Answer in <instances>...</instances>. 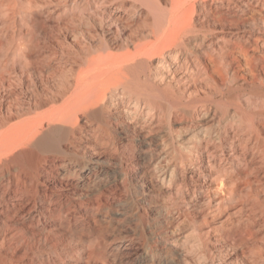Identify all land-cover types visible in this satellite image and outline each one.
I'll use <instances>...</instances> for the list:
<instances>
[{
	"label": "bare ground",
	"instance_id": "6f19581e",
	"mask_svg": "<svg viewBox=\"0 0 264 264\" xmlns=\"http://www.w3.org/2000/svg\"><path fill=\"white\" fill-rule=\"evenodd\" d=\"M140 1L147 10L125 0H0V90L11 97L0 103V127H10L1 135L0 161L22 143L32 147L10 156L23 157L15 166L0 165V264H14L24 246L41 248L36 245L42 238L51 242L57 232L83 236L86 225L102 237L88 244L87 256L105 258L111 244L97 224L98 209L118 213L123 201L115 195L124 185L135 189V197L125 201L135 209L136 225L153 234L149 264H264V248L256 245L262 237L257 232L264 233V95L232 93L247 79L239 80L233 50L240 42L264 37V0H170L167 9L153 0ZM90 5H97V23L74 28L62 22L64 13L75 20L74 11L82 13ZM256 7L262 16L254 11L243 17ZM129 8L141 23H117ZM51 18L58 22L54 36L47 35L45 25ZM68 38L76 48L64 46ZM50 60L60 64L57 74L50 73ZM209 62L217 72L210 73ZM263 69L255 68L256 81L264 80ZM15 78L23 88L22 102L14 98ZM90 114L100 121L97 127L90 124V133L74 126ZM43 121L48 127L37 134ZM54 129H60L58 136ZM83 136L87 159L43 171V153H65L66 142L81 145ZM127 141L131 159L125 157ZM106 160L117 165L111 182L100 179ZM135 165L137 174L129 183L127 171ZM26 166L39 184L25 186ZM147 176L170 203L157 219L145 212ZM32 191L48 206H37ZM78 220L84 226L78 228ZM238 231L244 237L235 238ZM223 254L229 257L222 259Z\"/></svg>",
	"mask_w": 264,
	"mask_h": 264
},
{
	"label": "rangeland",
	"instance_id": "374dc122",
	"mask_svg": "<svg viewBox=\"0 0 264 264\" xmlns=\"http://www.w3.org/2000/svg\"><path fill=\"white\" fill-rule=\"evenodd\" d=\"M131 0H125V2L126 3H128V4H134L138 9H140L141 11H143V10H147V8L141 3V1L140 0H132L131 2H130ZM153 1H155V2H158L162 7H165L166 9L167 8H169L170 7V0H168V3L167 2H165V0L163 1V0H153ZM167 1V0H166ZM209 1H211V0H209ZM163 2H165V3H163ZM191 2H193V0L191 1ZM163 4V5H162ZM140 5V6H139ZM93 6V7H92ZM82 8H84L85 7V5H83V6H81ZM114 7V5L113 6H111V7H108L109 8V12L110 13H112L113 12V8ZM140 7V8H139ZM81 8V9H82ZM89 8V9H88ZM94 8V9H93ZM95 8H97V5L95 6V5H90L89 7H87V9H85L81 14L79 13V11H77V10H75L74 11V16H75V20H71L70 19V15H69V12H66V14L64 13V15H62V22L64 23H69V24H72V27H74V28H78V27H82V25L83 26H85V25H87V23L88 24H90V23H93L94 24V20H96V22L95 23H97V21L99 20L98 18H97V16L99 17V15H98V13H96V11H95ZM259 9V10H258ZM132 8H129L125 13H123V15H119V20H118V22L117 23H120V24H122V25H125V23L127 22V21H133L132 22V24L133 23H141L142 21H140V19H139V17H137L136 16V14H135V16L136 17H132V16H134L133 15V12H132ZM252 10H253V12H252ZM252 10H248V12H246L244 15H243V17H246V18H248V17H250L251 15L253 16V15H258V16H262L263 15V13H262V10L260 9V8H258V7H256L255 9H252ZM131 11V12H130ZM254 11H256L257 13L255 14V12ZM122 12H124V9H123V11ZM130 12V13H129ZM79 13V14H78ZM85 13H87L86 15H85ZM252 13V14H251ZM248 14V15H247ZM78 15H79V17H78ZM88 15H89V17H88ZM93 15V16H92ZM97 15V16H96ZM130 15V16H129ZM195 15H197V13L195 14ZM84 16V17H83ZM69 17V18H68ZM83 17V18H82ZM93 17V18H92ZM127 17H129V18H127ZM196 18V20H198L197 19V16H195ZM92 18V19H91ZM66 21H65V20ZM82 19V20H81ZM90 19V20H89ZM122 21H121V20ZM124 19H127V20H125L124 21ZM130 19V20H129ZM132 19V20H131ZM64 20V21H63ZM81 20V21H80ZM195 20V21H196ZM89 21H91V22H89ZM120 21V22H119ZM50 22V23H49ZM54 22H56V23H54ZM83 24H82V23ZM30 24V23H29ZM57 24H58V22H57V20L56 19H53V18H51V20L50 19H45V25L46 26H49L48 27V34L47 35H52V36H54V35H56L57 33H55V30L53 29V28H55V26H57ZM85 24V25H84ZM54 25V26H53ZM51 26V27H50ZM50 28V29H49ZM24 30H25V28H24ZM54 31V32H53ZM128 31L129 30H124L123 32H125V34H127L128 33ZM41 34L39 33V36H40ZM9 37V38H5V37ZM11 37V34H10V31L8 32V34L7 35H5L4 37H3V42L5 43V45H7L8 43H9V41H10V38ZM256 37V36H255ZM254 37V40L255 39H257V37L255 38ZM40 39H43V36L41 35L40 37H39ZM7 41V42H6ZM252 41V42H251ZM247 40V41H244V43H242V42H240V43H238L237 45H236V47H235V49L233 50L234 51V53L232 54V57L233 58H236L237 59V64H236V66H235V68H236V72L237 71H239V72H237V74H238V77H239V75H240V77H239V80L241 81L242 79L244 80V79H246V82H243L242 81V83L240 84L239 83V85L238 86H235V88H234V90H233V95H238V96H245V97H248V95L249 96H253V98L255 99V98H257L258 96H263L264 95V80L263 79H258L257 81H256V78H255V74H254V70H255V68L258 70H260V71H262V69L264 68V37H259L257 40H255V42L253 41V40ZM46 42H48V39H46ZM249 44H248V43ZM257 42V43H256ZM69 43V44H68ZM70 43L72 44V42H70V39L68 38V40L67 41H65L64 42V46H66V47H72V45H70ZM48 44H50L49 42H48ZM240 44V45H239ZM241 44H242V47H240L241 46ZM4 45V46H5ZM249 45H251V46H249ZM74 46V45H73ZM247 46H249V47H247ZM6 47V46H5ZM77 47V44L73 47V48H76ZM234 55V56H233ZM257 57V58H255V57ZM259 58V59H258ZM252 59H254V61L252 60ZM256 59H258V60H256ZM0 60H2V58H0ZM46 61H48V60H46ZM52 60H50L49 61V64H51V69H54V70H51V69H49L50 70V73H55V74H57L58 73V71L60 70V64L57 62V61H52ZM256 61V62H255ZM260 61V62H259ZM1 62H3V61H0V65L2 64ZM43 62H45V60H43ZM211 63V64H210ZM254 65H252V64ZM256 63V64H255ZM260 63H262L261 65H260ZM209 64H210V73L212 74V73H214V72H217L218 70H217V68H216V66L214 65L213 66V64H215V63H213V62H209ZM211 66H213L215 69H213ZM251 66H253V67H251ZM260 66V67H259ZM54 67H56V68H54ZM255 67V68H254ZM58 68H59V70H58ZM254 68V69H253ZM262 68V69H261ZM213 69V70H212ZM251 69H253V70H251ZM58 70V71H57ZM212 70V71H211ZM57 71V72H56ZM247 71H248V74H247ZM263 71H264V69H263ZM250 72H252V73H250ZM262 74H264V72H262ZM216 75L218 76L219 74L218 73H216ZM245 75H247V76H245ZM252 76V77H251ZM244 77V78H243ZM246 77V78H245ZM252 78H254V81L252 80ZM15 81V82H14ZM13 81V94H14V98H17L18 97V100L16 99V101H19V102H22V94H23V88H22V86H20L21 85V83L19 82V80H18V78H15V80ZM16 81H17V83H16ZM249 81V82H248ZM253 81V82H252ZM20 83V84H19ZM248 83L250 84V85H248ZM17 84H18V86H17ZM16 85V86H15ZM261 85H262V87H261ZM21 88H20V87ZM239 87V88H238ZM256 90V91H255ZM1 92H0V94L3 96V98H1L0 97V103H6V101H8V100H11V97L10 96H8V95H5V93H3L4 91L1 89L0 90ZM245 92V93H244ZM259 92H261V93H259ZM244 93V94H243ZM242 94V95H241ZM21 95V96H20ZM7 97V98H6ZM3 99V100H2ZM6 99H8V100H6ZM21 99V100H20ZM41 110H44V109H40V111ZM27 116V115H26ZM26 116H22V117H20V118H16L15 120H12L11 121V123L10 124H16V123H18L17 121H19V119H20V121L23 119V118H25ZM87 118V119H86ZM84 120V121H83ZM19 121V122H20ZM87 122V123H86ZM95 122V123H94ZM47 123V124H46ZM87 125H86V124ZM55 124H58V123H55ZM90 124H91V126H94V127H97L98 126V124H100V121H99V119L98 118H96L93 114H90V115H83V116H80L79 117V119H78V121L76 122V124L74 125L76 128H82V130H86L87 129V133H90L89 131V129H90ZM72 126V125H71ZM47 127H48V122L47 121H43L41 124H38L37 125V134L38 133H40L41 131H43V130H45V129H47ZM7 128H10L9 127V124H7V125H4L3 127H0V139L2 138V134H3V132H5V131H7L8 129ZM85 128V129H84ZM1 129H3V131L1 130ZM87 133H85L84 135H87ZM53 134L55 135V136H58L59 134H60V129H54L53 130ZM36 135V134H35ZM36 137V136H35ZM86 138L87 137H85V136H83V137H81L80 138V141H81V145H77V144H71L70 142H66L65 144L67 145V152H65V153H51V152H47V153H43V157L41 158V162H40V164H42L43 166H42V168H43V171L45 172V171H49V170H51V169H55V168H57V169H59V170H61L62 168H63V166L65 165V166H67V165H69V166H72L73 164L74 165H76V164H78V163H80V162H82V160L83 159H87V157H88V152H87V149L84 147V143H88V141L86 140ZM122 140V139H121ZM126 141V140H125ZM128 143V141L126 142V143H124V146H126V150H125V157L127 158V159H131V155H132V153H133V151L131 150V149H129V148H127L128 146L126 145ZM32 147H31V144L30 143H28V142H26V143H22V144H20L18 147H16L14 150H12L11 152H9L8 154H6L4 157H3V159L0 161V165H3V166H6L7 167V165L9 166V167H13V166H15L16 164H17V160H22L23 159V157H19L17 160H12V159H9L10 158V156L12 155V154H15L16 152H18V151H20V150H28V149H31ZM70 148V149H69ZM72 149V150H71ZM76 149V150H75ZM82 151H81V150ZM83 149H84V153H83ZM130 150V151H129ZM71 151V152H70ZM81 151V152H80ZM131 153V154H128V153ZM88 153V154H87ZM77 154V155H76ZM87 154V155H86ZM131 156V157H130ZM129 157V158H128ZM156 157V156H155ZM155 157H154V160H155ZM48 160V161H47ZM63 163H62V162ZM109 161V162H108ZM111 161V162H110ZM10 162H11V164H10ZM44 162V163H43ZM53 162V163H52ZM108 162V163H107ZM49 163V164H48ZM55 163V164H54ZM110 163V164H109ZM72 164V165H71ZM104 165H105V170L100 174V179L102 180L103 179V181L104 182H106V180L107 181H113L114 180V178H113V174H112V171L114 170V168H116L117 167V165H116V162L114 161V160H106V162H104ZM111 165V166H110ZM113 165V166H112ZM49 166V167H48ZM53 166V167H52ZM60 166V167H59ZM136 166V167H135ZM132 169H133V171H132V169H130L129 171H127V177H128V182L129 183H133V176H135V174H137V165H135ZM47 167V168H46ZM55 167V168H54ZM107 168V169H106ZM29 171L30 172H33V170L29 167V166H26L25 167V177H24V182H25V186H35V185H37V184H39L38 183V180H34L33 178H31L30 176H29ZM107 172V173H106ZM130 172V173H129ZM135 173V174H134ZM44 175H43V173H42V177H43ZM105 177V178H104ZM29 178V179H28ZM147 178L149 179H147V182L149 183V186L150 187H148V189H149V195H148V201L146 200V203L144 204V206H145V212H146V215L148 216V217H150L151 219H153V218H158L159 216V211H160V209L162 210V207H165V206H168L170 203H169V199L167 198H165L164 196L162 197L161 195H159L157 192H156V190H155V186H154V183L152 184L151 182L153 181V179H150V177H148L147 176ZM30 179H32V180H30ZM151 180V181H150ZM29 181V182H28ZM27 182V183H26ZM33 182V183H32ZM120 182V179H117L116 181H114V182H112V183H114L113 185H115L116 183H119ZM126 183V185L128 184L129 185V183ZM29 184V185H28ZM30 186V187H31ZM153 186V187H152ZM152 187V188H151ZM151 188V189H150ZM133 190V191H132ZM123 191V192H122ZM133 192V193H132ZM152 192V193H151ZM121 193V194H120ZM155 195H154V194ZM157 193V194H156ZM1 194H2V190H0V196H1ZM127 194V195H126ZM122 195H124V196H121ZM135 195V189H133V187L130 185V186H126L125 187V185L122 187V189L119 191V193L117 194V195H115V197L117 198V199H121L123 202L117 207V209L119 210V212L117 213L115 210L114 211H110L109 213H105V211L103 210V209H98V214H97V218H98V221H97V224L98 225H101V230H102V236H103V238L106 236V238L108 237V241H110V247L108 248V253H107V255H106V257L105 258H100V257H96V258H94V256L92 257L91 256V258H90V256H87L88 254V252H87V248L86 247H88L90 244H92V243H97L98 241H100V239L102 238V237H100L101 235V233L99 234H97V232H94L93 230H88L89 228H87V225L84 227V232H86L83 236L82 235H80V234H78V233H74V232H68V234H71V236H69L67 233H62V232H57L58 233V235H57V233H55L54 234V237H53V240L50 242V241H44L43 240V238H42V240H41V242L39 243V244H37L36 246H41V248H42V250H41V248H34L33 247V245H31V247L30 246H24V248H23V250H21V252L19 253V257L18 258H14L13 259V263L14 264H20L21 262L22 263H28V264H36V263H41V264H93V262L95 263V262H99L100 263V260L102 261L101 262V264H104V262H105V264H117V262H121V263H126V264H130V262H131V264L133 263V264H146V263H151V259H149V257L147 256V244L149 243V241L151 240V237H152V233H151V231H149V230H145L144 231V233H142L141 231H140V229H139V227L136 225L137 224V221H136V223H135V220H138L139 221V219L136 217V212H135V209L134 210H131V208L129 207V204L127 203V201H125V198H129L130 196L131 197H135L134 196ZM151 195V196H150ZM30 196H31V200L33 201H35L36 202V205L37 206H45V207H47L48 206V204H47V202H45V201H43L42 199H41V197H40V193H38L37 191H32V192H30ZM118 196V197H117ZM120 197V198H119ZM158 197V198H157ZM157 199H158V201H157ZM150 200V201H149ZM163 200V201H162ZM156 201V202H155ZM56 201H54V203H55ZM146 204H147V206H149V207H147L146 206ZM162 205V206H161ZM128 206V207H127ZM74 207V206H73ZM157 207V208H156ZM160 207V208H159ZM116 209V210H117ZM153 209V210H152ZM64 210H66V208L64 209ZM156 210V211H155ZM155 211V212H154ZM158 211V212H157ZM122 213V214H121ZM125 213V214H124ZM157 213V214H156ZM111 214V215H110ZM121 214V215H120ZM132 214V215H131ZM155 216H154V215ZM134 216V217H133ZM119 217H121V218H119ZM133 217V218H132ZM109 218V219H108ZM124 218V219H123ZM50 220V219H49ZM79 220H82V219H79ZM78 220V222H77V227L78 228H80V227H82V226H84L82 223H83V221L81 222V221H79ZM101 220V221H100ZM104 222H103V221ZM113 221V222H112ZM131 221V222H130ZM101 222V223H100ZM104 223V224H103ZM106 223V224H105ZM111 223V224H110ZM113 223H115V224H113ZM124 223V224H123ZM96 224V223H95ZM127 224V225H126ZM130 224V225H129ZM184 224H186V223H184ZM80 225V226H79ZM94 224H92V226H93ZM112 225H115V226H113L112 227ZM124 225V226H123ZM138 225H140V223L138 224ZM73 226V227H72ZM72 228H74V225L72 224ZM89 226V225H88ZM122 226V227H121ZM137 226V227H136ZM104 227V228H103ZM110 228H113V229H110ZM120 228V229H119ZM117 229H119V230H117ZM138 229V230H137ZM88 231V232H87ZM106 231V232H105ZM118 231V232H117ZM125 231H126V233H125ZM134 231V232H133ZM139 231V232H138ZM240 231H243V235L245 236V232H244V230L243 229H241ZM240 231H238L237 232V236H235L236 234H234V236H235V238H240L241 236H243L242 234H241V236H240V234H239V232ZM91 232V233H90ZM111 233V234H110ZM118 233H119V235H118ZM123 233V234H122ZM151 233V234H150ZM241 233V232H240ZM29 234V235H28ZM62 234V235H61ZM91 234V235H90ZM104 234H106V235H104ZM142 234V235H141ZM73 235V236H72ZM87 235V236H86ZM125 235V236H124ZM138 235V236H137ZM257 235H258V239H259V237L260 236H262L260 239H262V240H258V242L256 243V245L257 246H259V247H263L264 248V233H263V231H258L257 232ZM27 236H32L31 235V233L30 232H28L27 233ZM76 236V237H75ZM90 236V237H89ZM113 236H114V239H113ZM145 238H144V237ZM234 236H233V238H234ZM243 236V237H244ZM81 237H83L84 239H82ZM85 237H87V238H85ZM94 238V239H93ZM121 238V239H120ZM144 238V239H143ZM87 241H86V240ZM96 239V240H95ZM131 239V240H130ZM89 240H90V242H89ZM118 240V241H117ZM44 241V242H43ZM112 241V242H111ZM135 241V242H134ZM56 242V243H55ZM114 242V243H113ZM50 243H51V245H50ZM53 243V244H52ZM55 243V244H54ZM66 243V244H65ZM87 243V244H86ZM90 243V244H89ZM125 243V244H124ZM85 244H86V246H85ZM89 244V245H88ZM117 244V245H116ZM124 244V245H123ZM263 244V245H262ZM49 245V246H48ZM53 245H57V248H56V250H54L53 249ZM128 245V246H127ZM132 245V246H131ZM35 246V247H36ZM46 246V247H45ZM50 246H51V250H50ZM65 246V247H64ZM81 246H82V248H81ZM84 246H85V248H84ZM121 246V247H120ZM26 247V248H25ZM61 247V248H60ZM70 248V250L71 251H68L69 250V248ZM78 248V251H77V248ZM81 248V251H80V248ZM111 247H112V250H111ZM83 248H84V250H83ZM115 248H116V250H115ZM203 249L204 248H202V250H201V248H198L196 251L197 252H203ZM26 250V251H25ZM35 250V251H34ZM50 250V251H49ZM63 250V251H62ZM118 250V251H117ZM130 250V251H129ZM41 253H39V252ZM44 251H46V252H44ZM52 251V252H51ZM75 251H77V252H75ZM112 251V252H111ZM116 251V252H115ZM22 252L23 253H26V254H22ZM36 252H38L37 254H36ZM62 252H65L64 254H62V256H60V254L62 253ZM69 252V253H68ZM80 252V253H79ZM82 252V253H81ZM118 252V253H117ZM124 252V253H123ZM140 252V253H139ZM34 253V254H33ZM60 253V254H59ZM67 253V254H66ZM71 253V254H70ZM139 253V254H138ZM240 253V252H239ZM22 254V255H21ZM33 254V255H32ZM42 254H43V256H42ZM114 254H116L115 256H114ZM146 254V255H145ZM29 255H30V257H29ZM37 255H39V257L37 256ZM41 255V256H40ZM53 255V256H52ZM69 257V259H71L70 260V262H68L69 261V259H68V257ZM112 255H113V257H112ZM23 256V257H22ZM46 256V257H45ZM60 256V257H59ZM64 256V257H63ZM74 256V257H73ZM81 256V257H80ZM37 257V258H36ZM40 257H41V259H40ZM70 257H72V258H70ZM78 257V258H77ZM227 256H225L224 254L221 256V258L223 259H225ZM229 257V256H228ZM227 257V258H228ZM20 258V259H19ZM26 258V259H25ZM32 258V259H31ZM57 258H59V259H57ZM82 258V259H81ZM114 258V259H113ZM115 258H116V260H115ZM120 258V259H119ZM123 258H124V260H123ZM126 258V259H125ZM136 258V259H135ZM226 258V259H227ZM39 259V260H38ZM73 259V260H72ZM75 259H76V261H75ZM84 259H87L86 260V262H85V260ZM93 259H96L95 261H93ZM57 260V261H56ZM62 260H63V262H62ZM98 260V261H97ZM112 260V261H111ZM37 261V262H36ZM41 261V262H40ZM127 261V262H126ZM143 261V262H142ZM31 262V263H30ZM47 262V263H46ZM51 262V263H50ZM72 262V263H71ZM111 262V263H110ZM153 262V261H152Z\"/></svg>",
	"mask_w": 264,
	"mask_h": 264
}]
</instances>
